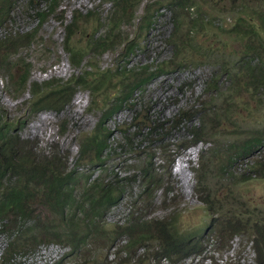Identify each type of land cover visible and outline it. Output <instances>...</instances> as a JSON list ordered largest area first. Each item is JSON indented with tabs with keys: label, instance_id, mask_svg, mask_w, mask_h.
Returning <instances> with one entry per match:
<instances>
[{
	"label": "trees",
	"instance_id": "trees-1",
	"mask_svg": "<svg viewBox=\"0 0 264 264\" xmlns=\"http://www.w3.org/2000/svg\"><path fill=\"white\" fill-rule=\"evenodd\" d=\"M18 1L26 4L27 14L31 10L36 24L28 29L9 25L1 33L12 22L11 14ZM102 2L107 3L109 15L98 5L100 12L90 7L72 13L69 18L56 15L63 26L62 47L73 72L65 79L33 81L22 121L8 120L0 114V225L7 239L3 261L12 264L11 255L6 257L10 251L56 243L65 250L47 264H195L193 255L208 249L219 250L224 240L228 248L235 236L246 235L254 254L253 263L264 264V209L254 211L244 203L225 199V204L234 209L215 214L213 202L206 197L212 177L224 180L231 192L242 181L264 174V121H251L253 113L249 106L239 102L247 94L264 103V0H146L141 24L146 30L157 27L158 31L162 24V28H168L161 45L164 52L158 53L155 63L146 59L130 64L124 55L136 51L145 55L150 51L139 37L128 40L127 34L122 37L119 32L121 24L130 23L141 0ZM57 5L58 0H0V78H5L15 90V97L23 91L31 70L21 52L37 43L35 34L39 26ZM222 14H229L232 22L226 28H218L220 33L216 35L213 27L221 23L217 18ZM80 20H91L93 29L86 43L77 46L71 38L79 30ZM216 36L221 42L218 51L227 44L234 47L229 56L213 55L208 50L214 47L211 40L215 41ZM122 43V58L115 67H98V56ZM12 64L21 68L16 75L10 71ZM198 66L200 70L206 69L196 95L201 99L191 106L193 110L179 106L167 121L169 131L168 127L158 125L159 118H138L142 105L137 99L154 78L175 73L179 75L177 92H183L184 87L190 91L196 85L186 80H190L193 67ZM185 70L189 73L180 77ZM79 86L92 95L90 101L99 115L95 131L80 136L77 156L70 165L66 162L69 153H59L54 148L43 151L35 139L21 138L16 128L42 109H51L57 115L63 113L74 88ZM237 104L244 114L235 124L231 113ZM135 108L138 110L128 122L124 121L119 128L109 127L108 121L117 112ZM209 114L233 123L235 129L229 135L238 136L223 143L227 135L223 129L216 131L212 122H203L202 117ZM178 133L180 142L169 148L166 140ZM207 136L215 138L209 142L208 160L194 171L199 200L211 211L210 222L181 233L171 219L176 217L173 207L168 217L160 220L140 213L139 207H150L156 202L159 191L161 204L176 199L174 190L164 185L170 175L168 165L157 169L151 160L154 150L163 153L162 160L169 164L174 152L203 142ZM146 144L153 148L142 149L136 155L133 148ZM124 146L136 155L137 172L130 171V167L123 169L124 173L114 171L106 163ZM172 147L175 149L171 150ZM81 163L93 164L99 172L93 175ZM136 183L134 192L131 188ZM124 198L130 199L129 207L120 220L111 223L107 213ZM218 202L224 203L222 199ZM37 205L41 209L37 210ZM6 225L9 228L4 229ZM108 252L113 253L112 258ZM237 259L232 264H237Z\"/></svg>",
	"mask_w": 264,
	"mask_h": 264
},
{
	"label": "rangeland",
	"instance_id": "rangeland-1",
	"mask_svg": "<svg viewBox=\"0 0 264 264\" xmlns=\"http://www.w3.org/2000/svg\"><path fill=\"white\" fill-rule=\"evenodd\" d=\"M145 1L146 0H141L137 8L132 12L130 23L125 22L121 24L119 28V32L122 37L126 34L128 35V40H136V37H139V40L145 41L150 48V51L145 55H143V52L141 53L140 51L124 55L128 56V64L139 61L145 62L146 59L155 63L154 60L158 53L163 54L164 52L161 45L164 43V36L166 35L168 28H162L163 24L158 31L157 27L156 29L152 28L150 30H146L143 27V24H141L142 20L140 18L141 10ZM97 5L109 15L110 12H108L109 9L107 3L102 2L100 4V0H58V5L55 8V11L47 16L35 34L37 43L33 42L29 47L21 52V55L25 57L24 59H27L31 64L29 80L25 84L23 91H20V94L15 97V90L10 87L9 84L7 85L5 78H0V114L5 115L8 120L22 121V118L25 116L23 113L26 114L27 111L26 107L28 105L26 103L29 101L31 96L30 89H32L31 83L33 81L40 82L49 78H52L53 81L59 78L65 79L73 72L68 55L62 47V38L64 34L63 26L62 23H60V20L56 18V15H62L65 18H69L72 13L78 11L84 12L90 7H93L95 11L100 12L96 7ZM15 7V11L11 14L12 22L10 24L8 22L6 28L1 29V33H4V31L9 29L10 26L15 28L18 27L20 29H28L36 24V19L31 14V10L28 11L29 14L25 12L26 4L23 1L16 2ZM104 15L105 13L102 15V20H105ZM158 19L159 18H157L156 21H158ZM217 19L220 20L221 23L215 24L213 29L217 31L216 35H219L220 31L218 28H226L229 26L232 22V18L229 14H222ZM77 24L80 28L72 35L71 41H74L77 46H81L85 44L89 38L93 25L91 20L86 22L80 20ZM93 24L95 25L96 23ZM211 42L214 47H216V49L213 46L208 48V50L213 52V55L224 54L225 56H229L234 50V47L227 44L224 49L218 51L217 45H220L221 42L217 36L215 41L211 40ZM122 47L123 43L120 46L113 45L112 48L99 55L98 59H96L98 67H115L116 63L120 61V58H122L119 54V52H122ZM200 68L201 67L199 66L193 67L189 74L190 80H186L188 83L190 82L193 85H196L195 89L192 88L189 91L187 90V87H184V91L181 93L177 92L179 75L170 73L154 78L150 84L146 86L140 98L137 99V102L142 105L138 118L144 117L154 121L156 118H159L158 125L168 127L167 125H169V123H167V121L171 119L174 111L179 106L193 110L194 108L191 106L201 99L199 97L197 98L196 95L200 92V77L206 71V69L200 70ZM19 69L12 64L10 71L12 74L16 75L19 71H21ZM86 69L89 68L86 67ZM185 71L186 73L181 74L180 77L189 73L188 70ZM111 93H113V90H111ZM91 96L92 95L88 92V90L82 89L80 86L75 87L70 101L63 113L57 115L53 110L48 108L39 110L33 116H29L30 118L26 119L23 124H18L16 128L19 133L18 135L28 141L29 139H35L39 145L38 147L43 151L49 152L51 148H54L59 153H69L66 162H70L71 165L72 160L77 156L79 148L78 141L80 136L84 135L86 137L91 134L90 132L92 130L95 131L94 125L98 119L99 112L93 109V103L90 101ZM107 99L108 96L106 100ZM239 102L249 106L253 113L252 118L255 119H251V121H264V103L261 100H258L256 96H248L247 94H244L243 98L239 100ZM239 105L240 104L234 106L231 113V117H234L235 124H238L240 114H244V111ZM137 110V108L134 110L123 109L117 112L116 115L108 121L109 127L111 129L116 126L119 128L124 121L128 122L132 113ZM183 117H185V113L183 114ZM202 118L205 119L203 121L204 124L206 122H208L207 124L212 122L214 127H216V131L221 132L223 129V131L227 134L224 135V138L222 139L223 143L233 141L234 138L238 136L229 135V133L235 129L233 123L222 122L221 118L211 117L210 114ZM174 120L178 122L179 118H175ZM180 138L181 133L171 135L166 140V143L170 148L171 145L178 144L180 142ZM214 139V137L207 136L203 142H198L177 150L173 153L169 164L162 160L161 156H164L163 153H158L154 150V156L151 160L154 166L159 169L167 167L168 165L167 168L170 170V175H168V181L164 185L174 190L176 193V199L172 203L167 198L168 200H165L164 203L161 204L158 201V199L162 198L159 191L156 196V202H154L150 207L145 205L144 207H139L141 209L140 213L144 216H150L154 219L160 220L168 217L171 212L170 209L173 207V213L176 217L172 216L171 219L174 226L178 228L181 233L198 228L203 223L208 224L210 222L211 211L208 212L207 208L199 200L198 191L196 190V173L194 169L200 164L205 165L208 160V152L211 145L209 142H213ZM135 147L136 148L133 149H135L136 155L142 149L147 151L153 148V146H147V144ZM174 149L175 147L171 148V150ZM116 153H118V155H115L106 161L108 165L114 168V171L124 173L125 170L123 171V169L129 167L130 171H138V164L135 162L137 157L133 152H130L124 146L123 149H118ZM177 159H180L181 170H179L176 165ZM81 166L87 167V170H89V172L93 175L99 172V168L94 167L93 164L85 165L81 163ZM127 170L128 169H126V171ZM157 174H159L158 171ZM182 175L183 177H180ZM161 179L164 181V176H162ZM163 188L164 187L161 189ZM131 189L136 192L137 183L132 184ZM208 189L209 190L206 191L208 196L206 197L208 200L213 202L212 210H214L215 214L219 212L227 213L228 211L234 209L233 205L225 204V199L229 201L235 200L236 204L244 203L248 209L254 211L264 209L263 173L258 174L257 177H253L250 180L242 181L237 187L231 188V192L228 190V186L224 184V180L220 181L217 180L216 177H212L210 182H208ZM221 199L224 201L223 204L218 202V200ZM134 200L135 198H133V201ZM129 205V198L120 200V202L107 213V219L111 223L120 220L121 217L124 216ZM219 205H222L221 210L218 209ZM36 208L37 210L41 209V206L37 205ZM215 214L213 213L214 216H216ZM6 228H9V226H4V229ZM6 241L7 239L3 234V229L0 225V264H5L2 255L6 247ZM64 250L63 246L56 243H42L37 245L36 248L30 246L26 249H17L14 250V252L10 251L6 254V257L11 255L12 264H47L48 262L59 258ZM107 254H109V258L113 257L112 252H108ZM120 256H122V254ZM253 258L254 254L252 253L249 238L246 235H243L241 238L240 236H235L228 248H226L224 240V245L219 250L212 251L208 249L199 253V255H193V261L196 262L195 264H232L236 259L237 264H254Z\"/></svg>",
	"mask_w": 264,
	"mask_h": 264
},
{
	"label": "bare ground",
	"instance_id": "bare-ground-1",
	"mask_svg": "<svg viewBox=\"0 0 264 264\" xmlns=\"http://www.w3.org/2000/svg\"><path fill=\"white\" fill-rule=\"evenodd\" d=\"M134 32V31H133ZM176 165L178 166V168H179V170H181L182 168H181V163H180V159H177L176 160ZM180 172H182V171H180ZM183 174H184V172H183ZM179 176V175H178ZM185 176V175H184ZM180 177H183V175L182 176H180Z\"/></svg>",
	"mask_w": 264,
	"mask_h": 264
}]
</instances>
